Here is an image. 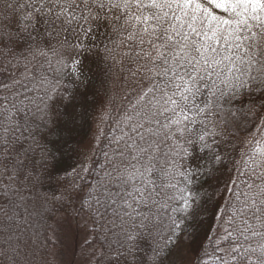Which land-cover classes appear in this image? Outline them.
<instances>
[{"label": "snow or ice", "instance_id": "obj_1", "mask_svg": "<svg viewBox=\"0 0 264 264\" xmlns=\"http://www.w3.org/2000/svg\"><path fill=\"white\" fill-rule=\"evenodd\" d=\"M0 264H264V0H0Z\"/></svg>", "mask_w": 264, "mask_h": 264}]
</instances>
